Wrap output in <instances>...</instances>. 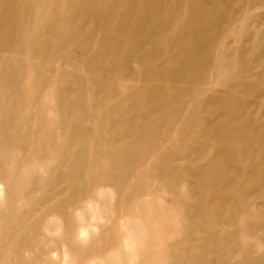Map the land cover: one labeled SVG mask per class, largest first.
Here are the masks:
<instances>
[{
    "label": "rangeland",
    "instance_id": "374dc122",
    "mask_svg": "<svg viewBox=\"0 0 264 264\" xmlns=\"http://www.w3.org/2000/svg\"><path fill=\"white\" fill-rule=\"evenodd\" d=\"M2 1L0 0V6L3 5ZM4 1L7 8L0 9V115L5 117L9 111L15 114L11 118L14 129L12 128L10 132L14 133V136L17 135L18 139L12 143L7 154H4L0 147V235L9 231L2 228L6 222V215L13 211L14 217L17 219L22 217L19 200H14L12 205L7 206L8 198L14 192L10 187L16 183V177L18 184L23 183L22 181L28 176L43 177L52 173L55 180H61L63 171L59 172L58 168L67 143L63 138L61 127L58 126L62 121L59 112L72 108L77 97L74 94L65 97L67 89L64 82L69 76L77 74L82 79V84L83 81L86 83V89L89 88L86 100H90L91 89L87 84L89 74L83 65L90 58L89 56L99 57L106 67L114 68L117 61L113 60V46L115 49L118 45L120 53L126 57L124 58L126 61L123 59L126 75L118 84L121 85V89L130 87V93H133L142 85V73L163 65L168 57H182L190 49L196 47L199 49L200 46L194 42V37L204 35L205 31L208 32L206 34L210 35L212 40L206 52L198 51V56L205 59L202 60L199 77L192 83L195 87L201 85L203 78L208 84L207 91L191 99L185 98L186 101L179 105L174 104V109L178 112L174 121L161 120V115L158 117L155 115L151 119L154 122L151 129L152 131L155 129L156 136L161 141L173 143L170 153L175 152L177 148L179 150L183 139L177 141V137L180 136L182 129L192 124V120L188 118L190 112L199 111L203 103H207L214 95L224 96L225 93H231L228 84L234 85L236 76L242 77L246 83L256 86L262 84L259 76L264 72V0H95L87 14L84 12V0ZM56 11L58 19L52 21ZM141 20L147 23L159 21L160 24L149 29L140 43L141 34L134 33L132 26L139 25ZM118 23L122 29L114 38L113 32ZM173 39L174 45H172ZM130 41L133 43L130 44ZM138 41L140 45L134 46ZM156 45L162 50L161 54L156 56L159 58L145 66L140 65V58ZM220 57H230L228 60L230 62L239 60L241 65L235 64L227 73L221 74ZM241 70H245L246 73L243 75ZM238 88H241L240 84ZM59 89L63 93L59 92ZM262 89L264 90V82ZM130 93H118L115 98L104 99L96 111L91 109L90 103L87 104L89 118L81 125L88 135L79 149L83 154L80 169L81 185L73 209L65 211L62 215L45 214L42 218L40 212L45 213L42 207L44 201L39 198L40 196L36 199V203L41 206L40 211L35 212L34 218L39 219L40 227L34 232L36 235L32 239V244L35 249L39 243L49 239V248L55 250V255H49L53 264H108L105 262L106 254L101 255L95 251L83 256L80 249L90 239L103 240L109 236L107 233L110 230V234L115 232L123 234L127 237L124 242L129 244L127 247L121 246L116 255L114 254L121 256L122 262L119 264H142L138 256L131 258L134 255L133 250L140 248L141 237L137 243V240L135 241V238L128 233L130 223L135 219L127 221L129 219L126 220L120 215L110 217L107 211H101L99 202L104 200L112 207H123L125 198L139 185L150 189L148 192L143 190L142 193L146 195L133 199V203L139 201L143 207L145 204L147 210H151V206L146 202L154 200L157 204L171 207L167 195L155 192L158 187L159 172L149 173L151 161L153 158H158L160 152L155 153L144 165L138 167L128 179L125 188L118 191L114 192L104 185L98 187L96 182L90 179L88 171L94 160L96 142H99L104 150L108 145L107 139L105 140L107 137H101L106 136L108 126L100 128L98 115L115 104H121L122 97ZM261 103L264 104V99ZM260 111L258 108H251L249 117L256 121ZM30 118H32L33 130L27 127ZM1 122L2 120L0 124ZM68 122L72 123L71 120ZM50 144L63 145L60 152L57 150L49 153L55 155L52 159L42 150L44 146ZM39 158L42 160L41 163L35 162ZM192 167V163L182 161L175 163L174 170L186 171ZM122 168L115 172L116 178L121 177L124 168L127 167ZM263 183L256 187V191L264 192ZM15 190L19 191L18 188ZM174 191V197L179 200L193 196L196 189L190 188L186 176L176 174ZM210 198L206 196V200L208 199L206 204L211 205ZM263 203L264 199L254 200L252 208L248 210L249 214L255 209H263ZM148 213L151 215V211ZM82 215L87 218L86 221L91 227L80 222ZM253 215L258 216L256 220L261 222L260 218L263 217L264 211L254 212ZM245 217L247 215L243 213L238 215L235 221L240 228V235L235 242H243L241 228H244L242 220ZM142 220L144 224H150L148 219ZM70 222L85 227V236L82 239H77L76 234L71 236L67 233L66 227ZM188 225L189 220L184 219L180 203L174 202V235H170L173 231L161 230L160 236L154 243L155 246L150 247L147 244L142 252L146 254L162 250L164 253L166 247L174 243V252L177 253L180 250L177 244L185 238L184 228ZM150 233L151 231L146 229V237ZM256 233L257 238L263 237L262 231L258 230ZM139 234L141 235L142 232ZM1 239L2 242L5 240L3 237ZM259 239L257 242L251 240L255 254L249 256L255 258L264 256V245ZM51 240L56 242L53 243ZM232 249L233 256L237 255L234 261L248 256L234 244ZM21 253L27 258V253Z\"/></svg>",
    "mask_w": 264,
    "mask_h": 264
},
{
    "label": "bare ground",
    "instance_id": "6f19581e",
    "mask_svg": "<svg viewBox=\"0 0 264 264\" xmlns=\"http://www.w3.org/2000/svg\"><path fill=\"white\" fill-rule=\"evenodd\" d=\"M94 1L84 0L85 14L90 11ZM2 3L0 9L4 10L7 4L4 0ZM56 19H58L57 11L54 12L52 21ZM119 23L113 32L114 38L122 29ZM138 24L133 25L132 29L134 33L141 34L139 40L141 43L146 32L155 28L160 22L147 23L141 20ZM206 33L208 32L205 31L204 35L194 37V42L200 46V50L196 47L184 53L182 57H168L163 65L142 73V85L133 93H130V87L121 89V85L118 84L126 75L124 62L126 57L120 53L118 45L115 49L113 46V60L117 61L114 68L106 67L99 57L94 55L89 56L90 58L83 63L89 74L87 80L88 87L91 89L89 101L86 100L89 93L86 83L83 81L82 84V79L77 74L68 77L64 82L67 89L65 97L73 94L77 97L74 99L72 108L59 112L62 121L58 126L61 127L63 138L67 143L58 168L59 172L63 171L61 180H55L52 173L43 177L29 178L28 176L22 181L23 183L18 184L16 177V183L10 187L14 189V192L8 198L7 206L12 205L14 200H19L22 217L17 219L13 216V211L6 215V222L2 228L10 232L0 235V264L54 263L49 255L54 254L55 250L49 248V239L39 243L35 249L32 244V239L36 235L34 232L40 227L39 219L34 218L35 212L40 211L41 206L36 203V199L40 196L39 198L44 201L42 207L45 213L40 212L42 218L45 214L62 215L65 211L73 209L81 185L80 169L83 154L79 149L88 135L81 125L89 118L87 104L90 103L91 109L96 111L104 99L115 98L118 93L130 94L122 97L121 104H115L98 115L100 128L108 126L106 136H101L107 137L105 140L107 139L108 145L104 150L100 143L96 142L94 160L88 171L90 179L92 182L95 181L98 187L104 185L113 189L114 192L118 191L125 188L128 179L138 167L144 165L155 153L160 152L159 157L151 161L149 173L159 172L158 187L155 192L167 195L171 203V207H167L157 204L156 200L146 202L151 206V210H147L145 204L143 207L139 201L133 203V199L146 195L142 193L143 190L148 192L150 189L139 185L125 198L123 207H112L104 200L99 202L101 211H107L110 217L120 215L126 220L129 219L127 221L135 219L130 223L128 233L135 238V241L137 240V243L141 237L140 248L133 250L134 255L131 258L138 256L142 264L156 262L160 264H228L230 261H233V264H264V256H257V258L249 256L255 254L251 240L258 241L259 238L256 235L258 230L263 232L259 242L264 245V215L260 218L261 222L256 220L258 216L253 215L254 212L262 213L264 206H262L263 209H255L252 214L248 212L254 200L264 199V192L256 191V187L264 182V104L261 103L264 99L262 89L264 72L259 76L261 85L246 83L242 77L240 79L236 76L234 85L230 86L228 82L231 93H225L224 96L214 95L207 103H203L199 111L190 112L188 118L192 120V124L185 127V130L182 129L180 136L177 137V141H180V138L183 139L179 150L177 148L175 152L170 153L173 143L161 141L154 133L155 129L154 131L151 129L154 123L151 119L155 115L157 117L161 115V120L174 121L178 113L174 109V104L179 105L186 101L185 98L191 99L207 91L208 84L203 78L201 85L197 84L196 87L192 85L199 77L202 60L205 59L198 56V51L206 52L212 40V37ZM139 41L134 46L139 44ZM130 42V44L133 43ZM172 45H174V39ZM161 51L159 45L152 47L144 57L140 58V65L145 66L159 58L156 56ZM229 59L230 57H220L221 74L227 73L235 64L241 65L239 60L230 62ZM241 72L243 75L246 73L245 70ZM239 84L241 88H238ZM59 92H62L61 89ZM253 107L261 110L256 121L249 117ZM13 115L15 114H11V111L5 117L0 115V121L2 120L0 147L4 154L8 153L12 143L18 139L16 134L14 136V133L10 132L14 129L11 120ZM68 120L72 123L69 124ZM31 122L32 118L29 122L27 121L29 130H33ZM62 146L50 144L44 146L42 150L48 154L57 150L60 152ZM49 155L51 159L55 157V155ZM41 161V158L35 160L38 163ZM182 161L192 163L193 167L186 171L174 170L175 163ZM199 162L202 164H198ZM124 166L127 168H124L121 177L116 178L115 172L120 171ZM176 174L186 176L190 182V188L196 189L193 196L179 200L174 197ZM206 196L211 197L209 199L211 205L206 204L208 201ZM91 198L96 200L94 197ZM174 202L180 203L184 219L189 220V225L184 228L186 236L177 244L180 250L175 253L173 243L166 247L164 253L159 250L144 254L147 244L150 247L155 246L154 243L160 236L161 230L173 231ZM148 211H151V215ZM243 213L247 215L242 220L244 228H241V232L244 239L243 242L238 243L235 240L240 235V228L235 221L238 215ZM142 219H148L150 224H144ZM86 220V217L80 216V222L91 227ZM76 225V222H70L66 231L69 235L76 234L77 239H82L85 236V227ZM146 229L151 231L147 237ZM46 230L51 229L46 228ZM139 232L142 234L140 235ZM110 233L111 230L107 233L109 236L103 240L90 239L80 249V253L86 256L96 251L101 255H107L105 262L108 264L121 263V256H114V254L116 255L121 246L129 245L124 242L127 237L117 232ZM170 235L173 236L174 231ZM40 236L43 237L42 234ZM1 237L5 239V242H2ZM111 240L112 244H110ZM51 242L56 241L51 240ZM232 244L238 246L248 256L234 261L237 255L233 256ZM21 252L27 253V258Z\"/></svg>",
    "mask_w": 264,
    "mask_h": 264
}]
</instances>
